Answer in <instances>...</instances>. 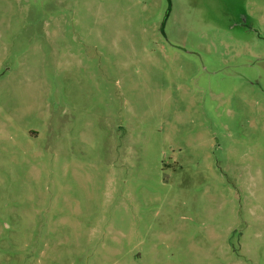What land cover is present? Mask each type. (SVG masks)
Here are the masks:
<instances>
[{"label":"rangeland","instance_id":"rangeland-1","mask_svg":"<svg viewBox=\"0 0 264 264\" xmlns=\"http://www.w3.org/2000/svg\"><path fill=\"white\" fill-rule=\"evenodd\" d=\"M0 264H264V0H0Z\"/></svg>","mask_w":264,"mask_h":264}]
</instances>
